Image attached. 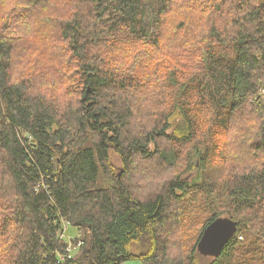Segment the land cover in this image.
Wrapping results in <instances>:
<instances>
[{
	"label": "trees",
	"instance_id": "1",
	"mask_svg": "<svg viewBox=\"0 0 264 264\" xmlns=\"http://www.w3.org/2000/svg\"><path fill=\"white\" fill-rule=\"evenodd\" d=\"M62 6L66 15L29 28L37 53L25 76L12 75L18 45L0 35V264H202V230L221 216L236 220L237 232L203 264H264V0ZM186 8L206 18L186 27L175 18ZM173 38L182 43V64L195 58L197 44L202 66L172 93L167 116L136 127L143 111L134 95L146 90L137 73L147 63L132 62V73L126 62H151ZM228 135L236 142L221 140ZM189 144L192 161L146 197L140 180L151 175V161L176 167ZM112 153L121 158L120 174ZM216 165L224 167L219 176ZM191 166L196 175L183 177ZM199 195L206 213L196 240L173 255L171 228L187 198ZM67 224L80 230L71 242L63 238Z\"/></svg>",
	"mask_w": 264,
	"mask_h": 264
},
{
	"label": "rangeland",
	"instance_id": "2",
	"mask_svg": "<svg viewBox=\"0 0 264 264\" xmlns=\"http://www.w3.org/2000/svg\"><path fill=\"white\" fill-rule=\"evenodd\" d=\"M31 2L30 4L28 3ZM260 1V0H259ZM63 0H45V2L39 4L37 0H5L6 5L4 6V0H0V35L4 34L6 36H10L11 40L17 43L18 49L15 53L12 75L14 77L22 75L25 76L28 70V66L30 65V60L32 56H34L37 52H35L34 37L35 35L28 33L29 28L36 30L37 28H42L44 25H38L36 21L42 20V18L47 17H61L67 14L70 9H65L62 6ZM18 5L17 12L10 11L12 5ZM36 5V6H35ZM187 8L175 14V18H183L182 21L189 27L192 25L201 24L202 20L206 18V15L203 16L204 10L200 8L196 9H188ZM181 20V19H180ZM180 40V39H179ZM178 39H171L167 43H165V48L162 50V54L158 57H154L151 59H141V58H129L126 62V66L132 68V62L136 61H145L147 65L139 70L137 74H141V87L143 86L146 90H138L136 91L134 97L141 101L142 111L141 115H138L134 124L136 127H140L144 124L147 128H150V123L155 119V116L158 113H163L164 117L167 116L168 106L171 104L173 99L172 93L181 91V83L189 82V78L193 77L201 68V49L195 44V58L189 59L182 64L181 62V53L180 47L182 46L181 41ZM26 43H29V47H27ZM230 44V43H229ZM229 44H226L224 48L229 51L223 52L228 53L230 55V47ZM163 46V47H164ZM33 50L31 51V48ZM223 47L222 50H225ZM141 54H145L146 51L139 52ZM32 55V56H31ZM130 55L132 54L130 52ZM133 56V57H134ZM134 72V67L133 71ZM136 74V73H135ZM147 80V83H144ZM184 82V83H185ZM264 85V83H263ZM264 86L262 87L261 92L263 93ZM197 91L196 93H198ZM156 93L155 98L153 94ZM264 94V93H263ZM152 98V101L150 99ZM161 98V101L159 100ZM154 99L156 101H154ZM163 99V100H162ZM205 108L206 114L203 113V116L208 115L207 109ZM212 112V111H211ZM204 131V130H203ZM204 132L198 135V137H202ZM234 134V133H233ZM205 137V136H204ZM235 143L233 140L234 136L228 135L227 137H223L224 140ZM197 142V141H195ZM192 142V143H195ZM208 143H211L208 141ZM204 146V142L201 143ZM152 147V146H151ZM179 147V146H177ZM194 145L189 144L180 149L183 150V154L181 155V159L176 167H171L167 165L160 164L159 162L151 161L149 172L151 174L148 178H143L140 180V186L143 189L144 195L146 197H150L158 191L161 190L162 185L166 179L172 178L176 176L180 171L184 170L188 163L192 161L191 151L193 150ZM112 159L117 170V173H121L123 170V166L121 163V158L118 154L112 153ZM138 162L141 160L138 159ZM142 163V162H141ZM212 169V168H211ZM224 167L223 166H214L212 172L216 175H221ZM197 173L196 169H191L183 174V177H187L192 179ZM113 175L105 174V177H102V180L105 182L110 181ZM145 180H151V183H145ZM206 196L199 195L198 197H189L186 200V203L183 204L184 213L181 215V219L178 220V223L171 228L169 243H170V253L176 255L178 252L189 251L192 248V244H194L198 228L201 222V216L205 215L206 207L205 199ZM248 213V211H245ZM80 235V230L71 224H67L64 228L63 238L68 242H71L73 239L77 238ZM72 247V246H71ZM73 248V247H72ZM138 253L139 251L136 250ZM198 261L200 263H206L208 260L206 258H199ZM122 264H143V262L138 258L129 259Z\"/></svg>",
	"mask_w": 264,
	"mask_h": 264
},
{
	"label": "water",
	"instance_id": "3",
	"mask_svg": "<svg viewBox=\"0 0 264 264\" xmlns=\"http://www.w3.org/2000/svg\"><path fill=\"white\" fill-rule=\"evenodd\" d=\"M238 223L236 220L221 216L211 221L203 231L198 243L197 251L204 257H218L236 234Z\"/></svg>",
	"mask_w": 264,
	"mask_h": 264
},
{
	"label": "built area",
	"instance_id": "4",
	"mask_svg": "<svg viewBox=\"0 0 264 264\" xmlns=\"http://www.w3.org/2000/svg\"><path fill=\"white\" fill-rule=\"evenodd\" d=\"M263 92H264V91H263ZM68 250H69L70 252H72V250H73V249H71V248H68Z\"/></svg>",
	"mask_w": 264,
	"mask_h": 264
}]
</instances>
